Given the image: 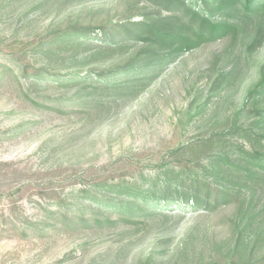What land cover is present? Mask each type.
I'll return each instance as SVG.
<instances>
[{"label": "rangeland", "instance_id": "obj_1", "mask_svg": "<svg viewBox=\"0 0 264 264\" xmlns=\"http://www.w3.org/2000/svg\"><path fill=\"white\" fill-rule=\"evenodd\" d=\"M117 1L125 7L126 0H0V63L6 66L0 80V264H226L250 254L233 250L237 233L251 244L264 230V171L246 174L228 162L221 164V176L208 170L211 152L227 153L232 160L241 155L240 147L264 149V94L244 104L264 61V43L247 51L250 25L238 22L232 45L226 39L186 52L149 81L105 91L76 106L82 108L77 112L42 109L26 98L11 52L26 48L28 57L43 64L45 59L27 48L32 39L78 16L116 21L121 8H109ZM132 2L136 13L153 9L147 0ZM91 49L75 51L85 57L83 69L108 66L134 47L108 54ZM59 92L58 84L37 89L38 95ZM22 120L31 125L12 133ZM182 143L188 144L179 154H169ZM179 173H198L230 187L234 200L217 212L157 210L138 203L126 213L144 223L74 230L63 228L51 212L75 211L79 204L86 215L88 207L123 215L77 194L84 187L94 191L104 180L147 188ZM40 221L46 223L43 230L37 229ZM261 240L253 246L252 264H264V236Z\"/></svg>", "mask_w": 264, "mask_h": 264}, {"label": "trees", "instance_id": "obj_2", "mask_svg": "<svg viewBox=\"0 0 264 264\" xmlns=\"http://www.w3.org/2000/svg\"><path fill=\"white\" fill-rule=\"evenodd\" d=\"M147 1L153 9L146 11L143 9L147 8L142 7L138 13L134 12L137 7L131 0H126L123 8L117 1L109 8V10L121 8L119 12L122 17L116 21L94 19L96 17L92 15L89 16L90 19L84 20L78 16L46 30L27 45V48L37 51L40 58L42 56L40 60H46L43 64L38 65L36 58L28 57L26 48L12 51L9 57L17 70L16 79L26 86L24 93L26 98L42 109L60 113L77 112L82 108L76 106L91 103L105 91L117 92L127 84L149 81L186 52L226 39L232 45L238 35L239 21L250 25L251 28V38L246 45L249 53L256 51L264 43V0ZM135 14H140L141 18L132 20ZM89 46L92 47L91 52L94 51L96 54L112 53L126 46H133L134 50L108 66L93 65L90 69H83L85 57L77 55L75 51L79 48L84 50ZM64 51L72 54L67 56L63 54ZM65 66H69L71 70L60 69ZM5 68L6 66L0 63V80L3 78ZM42 84L47 87L58 84L60 92L54 96L38 95L37 89ZM261 94H264V61L259 66L256 83L246 93L244 104L249 101L252 105ZM30 125L31 121L22 120L11 129V132H21ZM187 144H180L169 154H179ZM240 149L241 155L232 160L227 153L211 152L209 158L213 164L209 167V172L221 176L223 162L242 168L246 174L252 172L251 170L264 171L262 147L252 146L248 151L242 147ZM179 174L173 177L166 175L160 185L152 184L147 188L104 180L94 187V191H88L84 187L77 194L86 198L90 204L116 211L122 210L125 212L123 215L98 210L96 212L92 207H88L90 212L86 215L79 204H75V211L58 207L51 212L57 214L63 228L74 230L77 227L111 225L117 222L144 223L126 213L138 203L154 206L157 210L174 206V209L179 211L202 209L217 212L223 205L234 200L228 189L230 187L220 186L198 173ZM72 176L78 178L80 174ZM67 178L71 180V176ZM109 192H114L115 195L111 196ZM121 196L127 197L123 199ZM61 204L62 202L58 203ZM44 225H46L44 221L36 223L38 230H43ZM263 236L264 230L260 228L250 244L240 231L235 235L233 250L236 252L238 249H248L251 254L255 248L253 246L262 241ZM250 254L238 262L231 260L226 264H252Z\"/></svg>", "mask_w": 264, "mask_h": 264}]
</instances>
